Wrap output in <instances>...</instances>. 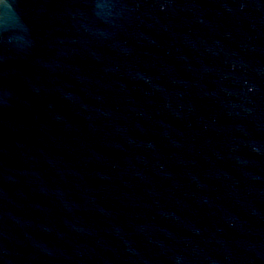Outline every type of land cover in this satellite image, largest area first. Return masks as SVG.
<instances>
[{
    "label": "water",
    "instance_id": "95a60500",
    "mask_svg": "<svg viewBox=\"0 0 264 264\" xmlns=\"http://www.w3.org/2000/svg\"><path fill=\"white\" fill-rule=\"evenodd\" d=\"M0 264H264V0H0Z\"/></svg>",
    "mask_w": 264,
    "mask_h": 264
}]
</instances>
